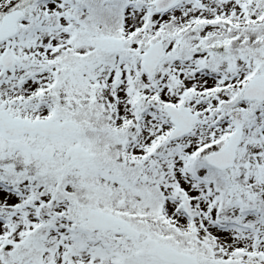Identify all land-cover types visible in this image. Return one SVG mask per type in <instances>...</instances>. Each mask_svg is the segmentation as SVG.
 <instances>
[{
  "label": "snow or ice",
  "instance_id": "snow-or-ice-1",
  "mask_svg": "<svg viewBox=\"0 0 264 264\" xmlns=\"http://www.w3.org/2000/svg\"><path fill=\"white\" fill-rule=\"evenodd\" d=\"M0 264H264V0H0Z\"/></svg>",
  "mask_w": 264,
  "mask_h": 264
}]
</instances>
